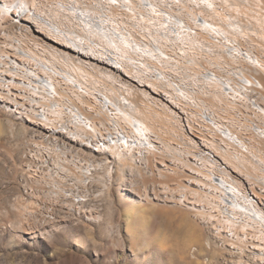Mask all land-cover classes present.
<instances>
[{"label":"built area","instance_id":"obj_1","mask_svg":"<svg viewBox=\"0 0 264 264\" xmlns=\"http://www.w3.org/2000/svg\"><path fill=\"white\" fill-rule=\"evenodd\" d=\"M57 3L64 4L65 15L74 19L84 15L96 20L101 31L113 32L118 46L115 63L120 73L135 89L146 92L149 106L162 110L173 134L168 143L160 144L154 134L146 139L133 118H127L119 109H105V113L100 102L91 97L89 104L85 75L77 74L70 64H48L42 60L38 66H30L28 75L22 76L19 69L14 71L20 78L19 92L23 95L22 119L38 128V135L25 154L28 177L51 178L57 164L75 165L82 172L85 158L78 156V146L101 140L105 133H114L121 136V141L139 145L140 160L163 152L172 159L169 164L179 167L177 171L185 173L183 163L189 159L205 181H225L224 190L229 196L212 184L213 195L206 207L217 211L218 220L230 235L244 233L224 223L235 228L254 223L260 226L252 216L255 205L250 201V187L233 182L220 165L225 163L228 170L241 165L256 189H264V89L258 76L264 75V46L253 41L256 24L215 19L217 0ZM238 34L241 39L236 37ZM0 37L1 49L26 46L17 37ZM127 101H123L124 106ZM51 126L62 127L58 143L45 142L46 128ZM158 147L162 151H157ZM215 151L220 159L214 156ZM70 177L71 174L66 176ZM67 197L77 207L87 200L82 192H71ZM213 199L217 205L210 203Z\"/></svg>","mask_w":264,"mask_h":264},{"label":"rangeland","instance_id":"obj_2","mask_svg":"<svg viewBox=\"0 0 264 264\" xmlns=\"http://www.w3.org/2000/svg\"><path fill=\"white\" fill-rule=\"evenodd\" d=\"M11 1L18 0H5ZM36 1L37 9L46 14L54 11L58 2ZM217 2L215 19L225 23L231 20L254 22L257 33L253 41L262 42L264 46V0ZM62 15L61 18L52 15L51 22L63 31L68 29L66 32L71 31L77 38L84 37L77 21L64 13ZM22 23L29 26L27 22ZM20 25L5 16L0 34L4 32L5 39L6 34L10 38L17 37L26 47L33 48V38ZM236 37L241 39V34ZM1 52L8 51L0 48ZM79 58L88 63L95 62ZM75 62L82 64L78 59ZM98 64L103 70L107 69L106 65ZM81 66L84 70L79 71L78 67L75 69L77 74H87L89 81L99 80L98 84L93 83V87L100 88L102 83L113 84L109 78L103 79L92 66L85 63ZM114 72L111 75L120 84V95L130 98L136 105L137 116L145 119L149 114H157L146 124L158 141L170 142L173 133L167 128L162 110L149 106L142 91L135 89L119 71ZM258 76L264 86V75L259 73ZM116 88L119 89L118 86ZM88 102L90 104V97ZM35 131L31 123L0 104V264L253 263V257L228 253L226 246L214 238L210 225L189 206L165 202V195L168 199L171 196L176 198L186 173L177 171L179 167L174 168L175 164H169L171 158L165 157V153L155 152L148 160H140L139 163L133 155L124 154L123 164L113 159V153L112 158L111 155L106 158L108 160L94 161L93 180L91 178L87 185L83 183L77 166L68 164H57L51 178L33 180L25 172V154L38 134ZM183 167L188 168L186 162ZM69 174L71 177L68 179L66 176ZM71 192H82L87 197L86 202L77 207L67 197ZM202 203L203 211L212 209L206 207L208 201ZM210 203L217 205L214 199ZM224 224L249 236L259 239L264 236L263 229H259L261 227L256 223L245 228Z\"/></svg>","mask_w":264,"mask_h":264},{"label":"bare ground","instance_id":"obj_3","mask_svg":"<svg viewBox=\"0 0 264 264\" xmlns=\"http://www.w3.org/2000/svg\"><path fill=\"white\" fill-rule=\"evenodd\" d=\"M37 6L36 0H18L11 1L10 3L5 2V0H0V17L2 18L8 16L12 19V21H14V23H18L19 25L21 24L20 26L28 31L33 38V48H31V46H29L30 48L26 46H11L8 49V53H0V104L2 107L7 109V111L12 110L13 113L21 116L22 118L23 95L19 92L20 89L18 82L20 81V78L14 73L16 69L21 70L22 76L28 75V70L31 65L38 66L41 63L40 61L44 60L43 62H47L48 64H70L74 71L75 69L78 70L79 67V71L81 70L83 72L84 69L81 65L85 63L86 66L90 65L93 69H97V71L101 73L103 79L104 77H107L110 81H113L112 83L115 84V86L117 84L119 87L118 89L116 88L117 86L115 87L113 84L108 86L104 83H102V87L100 88L93 87V83L98 84L99 80L89 81L86 76L87 74H85L87 79V84L85 85L86 96L98 100L105 113V109H119L120 112L126 114L125 116L127 118L132 117L134 123L138 127L137 130L140 131L141 129L145 138L150 139V134H152V132L150 131L149 125L146 123H150V121L157 116V114H149L145 119L139 117L140 115L137 116L139 111L137 112L136 105H133V102H128V98L125 96L120 95L118 92V90L120 91L121 89L120 84H118L115 77L111 75L114 70L119 71L115 63V54L118 46L113 39V34H111L113 32L111 31V33H107L105 30L101 31L99 23L96 20L82 15L81 17L78 16V19L75 20L77 21V27H79L81 32L84 34V37L82 36L77 38L71 31L66 32L68 29L63 31L64 29L62 30L59 26L54 25L50 20L52 15L54 18H61V16H63L62 12L64 10V4L57 3V6L55 5L56 8L54 7V11L51 10L52 12L50 11L47 14L37 9ZM1 18L0 20H3ZM22 21L29 23V26L22 23ZM0 35H5V33L2 32ZM8 37H6V40L10 39V37ZM44 38L46 40H44ZM73 55H77L78 57ZM79 57H84V59H90L95 62L88 63ZM77 59L82 64L75 62ZM98 63L106 65L107 69L104 68L106 70H103V67ZM140 91H142L145 95V91L143 89H140ZM263 100L264 97L262 98V101ZM123 101H127L126 103L128 105L124 106L123 103L125 102ZM127 110L130 113H127ZM262 112L264 116V106L262 107ZM78 116H80V114ZM149 116L151 117L149 118ZM148 119L150 121H148ZM29 123H31V121ZM36 131L38 132V128H36ZM59 134H62V127L60 126H51L46 128L45 142L58 143ZM157 151H162V148L158 147ZM124 153L129 156L133 155L139 160L138 163L140 162L139 145H132V142L130 141H121V136H114V133H105L101 140H97L96 142H87L85 143V146H78V156H83L85 158V162H83L82 165V172H80V177L83 179V183L87 185L89 181L93 180V173L95 171L94 161L106 159L110 155L112 158L113 154V159L116 160L118 164H123ZM214 156H217L220 159V156L216 151ZM184 162H186V165L188 166V168L184 169L186 171L183 178L184 184L181 185V190L177 194L176 198L171 196L170 199H168L165 195V202L189 206L192 210H194L196 215L203 219V222L206 221L207 224L210 225L212 231L214 232V238L218 239L221 245L223 244L226 246L228 253L234 256L238 255V257H253V263L251 262L252 264H264V236L259 239L254 236L236 233L230 235L229 231L226 230V227H224L221 224V221L218 220L216 210L208 209L207 211H203V208H201L203 205L202 202H207L208 198L213 195L212 192L214 189L212 184H217L218 188H222L224 190L227 186L225 181L220 178H210L206 179L209 181L207 182L201 177L202 175L195 169L189 159H186ZM109 163L111 164V161H109ZM224 164L225 163L220 162V165H222L225 169V173L230 176V179L233 182L242 187H247V185L250 187V201L255 205V211L252 216L254 217V220L258 221L257 223L261 226V228L264 229V189H256L255 182L245 175L243 170H241V165H234L228 170V167L226 165L224 166ZM174 168H178V166L175 165ZM220 169H222V167H220ZM144 177L145 176H143V178ZM91 178L92 180H90ZM227 193L228 192L225 191V196H229ZM82 195L85 196V194ZM26 234L31 235V232H27ZM242 262L243 264H248L245 263V261Z\"/></svg>","mask_w":264,"mask_h":264}]
</instances>
